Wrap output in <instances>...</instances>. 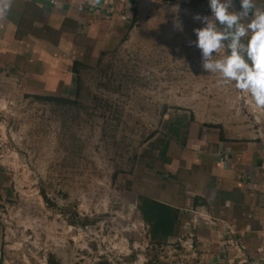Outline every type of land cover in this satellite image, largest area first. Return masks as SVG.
I'll return each instance as SVG.
<instances>
[{"label":"rangeland","instance_id":"1","mask_svg":"<svg viewBox=\"0 0 264 264\" xmlns=\"http://www.w3.org/2000/svg\"><path fill=\"white\" fill-rule=\"evenodd\" d=\"M204 8L144 5L118 47L78 68L75 104L0 98V264H168L139 209L165 144L256 106L189 46Z\"/></svg>","mask_w":264,"mask_h":264},{"label":"crops","instance_id":"2","mask_svg":"<svg viewBox=\"0 0 264 264\" xmlns=\"http://www.w3.org/2000/svg\"><path fill=\"white\" fill-rule=\"evenodd\" d=\"M50 1L10 0L0 19V98L13 91L69 99L75 63L118 47L144 5L208 6L207 0H100L94 8L90 0ZM254 3L264 9V0ZM250 110L231 107L224 120L188 124L187 137L165 144V163L148 175L154 186L139 195L178 212L165 241L153 244L149 236L168 264L174 254L177 264H264V113Z\"/></svg>","mask_w":264,"mask_h":264},{"label":"clouds","instance_id":"3","mask_svg":"<svg viewBox=\"0 0 264 264\" xmlns=\"http://www.w3.org/2000/svg\"><path fill=\"white\" fill-rule=\"evenodd\" d=\"M99 3L92 0L93 6ZM207 4L209 16H192L203 26L193 28L196 39L189 41L200 51L201 68L264 108V9H258L254 0H239L238 11L234 0H207ZM10 7V0H0V19Z\"/></svg>","mask_w":264,"mask_h":264},{"label":"trees","instance_id":"4","mask_svg":"<svg viewBox=\"0 0 264 264\" xmlns=\"http://www.w3.org/2000/svg\"><path fill=\"white\" fill-rule=\"evenodd\" d=\"M82 63H75L74 73L79 75L78 68ZM76 87L78 88L77 94H79L80 82L79 79H75ZM36 100H41L44 102L57 103L62 105L75 104V102L70 99L63 98H52V97H36ZM168 151V147H165L162 151V158H165ZM140 212L142 214L143 220L150 227V237L152 243L155 240H166L169 236L173 234V230L178 220V212L164 204L151 200L147 197L140 198Z\"/></svg>","mask_w":264,"mask_h":264},{"label":"built area","instance_id":"5","mask_svg":"<svg viewBox=\"0 0 264 264\" xmlns=\"http://www.w3.org/2000/svg\"><path fill=\"white\" fill-rule=\"evenodd\" d=\"M50 3L52 4V5H54V6H56L57 4H58V2L56 1V0H51L50 1ZM88 5L90 6V7H92V8H94L95 6H93V4H92V0H90L89 1V3H88ZM83 8H81V10H82ZM205 11L210 15L211 13H210V10H209V8H208V6H205ZM257 108H259V107H257V106H254V107H252V109L253 110H255V111H257L256 109ZM259 111V113H264V108H261L260 110H258Z\"/></svg>","mask_w":264,"mask_h":264}]
</instances>
